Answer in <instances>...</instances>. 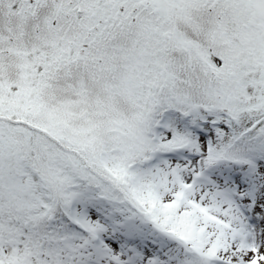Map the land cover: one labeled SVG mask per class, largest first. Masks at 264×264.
Here are the masks:
<instances>
[{"label":"snow or ice","instance_id":"snow-or-ice-1","mask_svg":"<svg viewBox=\"0 0 264 264\" xmlns=\"http://www.w3.org/2000/svg\"><path fill=\"white\" fill-rule=\"evenodd\" d=\"M0 264H264V0H0Z\"/></svg>","mask_w":264,"mask_h":264}]
</instances>
